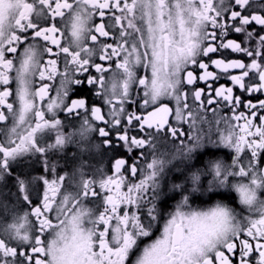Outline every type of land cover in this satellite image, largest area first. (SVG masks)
<instances>
[{"label":"snow or ice","instance_id":"6c2138e0","mask_svg":"<svg viewBox=\"0 0 264 264\" xmlns=\"http://www.w3.org/2000/svg\"><path fill=\"white\" fill-rule=\"evenodd\" d=\"M110 36L112 43L100 39ZM221 49L249 59L212 65L244 94L264 96V0H0V264H264V99L243 101L234 87L214 89L231 105L227 120L187 102L190 93L201 101L204 92L185 88L197 80L189 65L203 69L199 80H218L201 58ZM89 68L99 75L77 78ZM83 84L101 106L68 101L70 86ZM169 117L189 124L191 141L171 153L162 147L169 134L185 133ZM133 121L145 136H129ZM205 124L216 127L217 138L203 132ZM93 133L106 139L94 143ZM113 135L129 152L150 151V160L141 166L115 159L114 174L98 164L88 178L93 166L84 157L101 145L115 147ZM70 145L78 150L71 161ZM208 149H228L231 162ZM53 153L73 171L57 172ZM197 153L207 157L203 167L193 163ZM34 157L52 179L23 172ZM178 159L186 162L175 168L183 179L169 181ZM232 193L240 211L224 202ZM197 195L219 199L197 210Z\"/></svg>","mask_w":264,"mask_h":264},{"label":"flooded vegetation","instance_id":"af4514ba","mask_svg":"<svg viewBox=\"0 0 264 264\" xmlns=\"http://www.w3.org/2000/svg\"><path fill=\"white\" fill-rule=\"evenodd\" d=\"M116 15H119V13H116ZM111 16L112 13H108V15L105 16V21L107 23H111ZM97 20H99V18L97 17ZM221 23H224V21H221ZM230 23V21H229ZM250 28H259L258 25H255L254 23L252 25L249 26ZM110 31H112V29H109ZM116 31H118V29H116ZM232 38H235L237 40H239L241 37L236 35V34H232ZM101 40H107V42L112 43L113 40L110 37H100ZM89 44L91 43L90 41L88 42ZM254 46V45H253ZM48 57L46 56L45 59H47ZM220 58H224L226 59V61L228 60H232V59H242V60H248V57H245L242 53H234L231 52V50H225V49H221L220 51L216 52V53H210L209 57H202L201 59L209 64V68L208 70L213 72L214 74L218 73L220 78L218 80H208V81H201L198 79V77L200 75L203 74V69L198 68L195 65H189V70H192L194 75L197 76V80L194 82V84L192 85H185L186 89H193V88H198V89H203L204 92L202 93V97H201V101H194L192 94L190 93L188 96V100L187 102L189 103V105H199L201 103H203V107L204 109L208 110L207 111V116L208 117H212L213 116V112L211 111L212 109L216 110V114L217 115H222L225 120L229 119L232 115L233 112L231 111V105L228 102H225L222 97H218L215 95V91H213L214 89H218L221 86L224 87H234L232 84V81L227 79V74L225 73H220L219 69H217L214 65H212L211 60L213 59H220ZM95 59V58H94ZM116 59V58H114ZM97 63H105L103 61H96ZM61 69L63 68V65L61 63L60 65ZM140 72L141 75L144 74L143 69L138 70ZM230 73L232 74H239L240 70L239 69H230L229 70ZM89 74L92 75H99V73L95 72L94 68H89V72H86L83 74V76H78L77 78L79 79H84L86 76H88ZM110 75V73H106L105 74ZM59 81V77H57V81L55 82V84H58ZM37 83H40L39 81H37ZM46 83H53V82H48L46 81ZM211 86V87H209ZM70 88L72 89L69 92V97H68V101L70 102L73 99H78V98H85L89 104H94L96 106H101L103 104L102 100L98 97H96L93 94L92 88L90 86H88L87 84H83V85H71ZM234 94L238 95L242 98L243 101H248L251 100L253 102H258V100L260 99H264V96H261L260 93H255L253 95H246L243 92H241L238 88L234 87ZM51 95H55L54 91L51 92ZM211 97L215 103L213 104H208L207 103V99ZM171 107H175L174 104L170 105ZM127 109L131 112H136L137 114H140L138 112V105L137 104H128L126 105ZM109 109L108 106H103L102 107V114L107 115ZM237 111H243L246 114L248 113V109L245 107H240ZM65 114H61L60 118L64 119ZM82 119V117H76V123L77 125L79 124L80 120ZM170 123L175 126L178 127L180 129V131H183L185 133V136L183 137H179L177 139H173L170 134H169V138H168V143L166 145H162V147L167 148V150L171 153V152H175L176 148L181 147L180 141L183 140L186 143H191V141L188 140V132H189V124L187 123H183L180 124L178 123L174 117H169ZM94 123H96L99 126H104L101 124V122L98 121H94ZM124 123L126 124V120L124 121ZM133 125H135L136 127L134 128L133 126H128V134L129 136H137V137H143L145 136V133L141 132L139 130L138 127V122L133 121ZM225 128V124L222 122L220 124V129L223 130ZM68 131H71L72 129H67ZM203 132L205 134H208L210 132V134L213 136V138H217V132H216V127L213 125L211 129H209V126L207 124H205L203 126ZM113 141V143L116 145L115 147L112 148H105L103 145H101L100 147V151L99 153H94L91 157L89 156H85L84 159L85 160H89L91 162V165L93 167L87 168L85 171L87 173L88 178L92 177L93 172L95 171V166L96 165H100L104 172H106L107 174H114V170H113V165L115 162V159H119V158H123L125 159L128 164H131L134 162V160L138 159V162L141 166H143L148 160H150L151 158V154L150 151H146L145 149H139V148H135L133 147L132 151L129 152L126 148V146L124 145V143L122 141H117L115 135H113L112 137H110ZM106 138L100 137L98 135V133H93L92 134V140L94 143H99L100 141L104 140ZM173 144L175 145V147H173ZM77 148L70 145L68 146V148L65 149V155L67 156L68 160L71 161L73 160V153L77 152ZM209 153L215 152V155L217 157H219L220 159L224 160L225 163H230L231 162V156L232 153L228 150V149H208L206 150ZM144 152V157H141L140 154ZM50 156L52 157V159L59 161L58 167H57V172H59L60 174H63L65 171H68L69 173H71L73 171V167L71 165L65 166V160L64 158L59 154V153H53L50 154ZM195 159L193 160V163L197 166V167H203V161H205L207 159L206 156H203L200 153L194 154ZM186 162H183L181 160H175L173 162L172 165L169 166V175L166 177L167 180L169 181H174V182H180V174L177 173L175 171L176 167H185ZM125 168H127V165L125 166ZM123 171V169H122ZM23 172L27 175L31 176H48L49 179H52L53 176L50 173H46L44 171L43 165L39 162V160L37 158H32V160L30 161V163L28 165H26L23 169ZM129 179H136L134 177H131L130 174H128ZM179 178V179H178ZM79 179V176L77 175V180ZM203 179V183L204 186H207V181L209 179H211L210 176H205L202 178ZM190 186V182L189 185ZM14 190V189H13ZM65 189L62 188L61 192H63ZM68 190L69 191H76L74 186L69 185L68 186ZM39 191L41 193V197H42V193L44 191V185L42 184V182L39 184ZM57 199H59V195L57 196ZM180 199L179 196H176L175 199L170 200L169 202V210H172V208H174L176 202ZM217 199H219V197H209V196H194L192 198L191 201V206L194 209L197 210H207L208 208L212 207L216 202ZM225 203L230 204V206L235 207L237 209V211H240L241 206L238 204V200L237 197L235 195V193H232L231 196L227 199H225L224 201ZM34 203L39 204L40 201L36 200L34 198ZM85 203H87V201H85ZM92 206V205H89ZM247 214V213H245ZM53 215V219H54V214H50ZM33 220H35L34 217H32ZM162 223L163 221H161V227H162ZM155 235H158V232L154 233V236L152 238L155 237ZM152 238H146L144 240V243L150 242V240ZM238 243V241H237ZM254 255H258L255 254Z\"/></svg>","mask_w":264,"mask_h":264}]
</instances>
